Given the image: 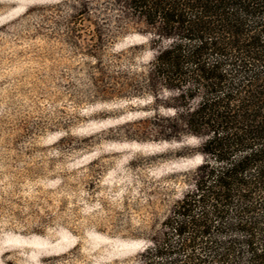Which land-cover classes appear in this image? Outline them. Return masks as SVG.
Masks as SVG:
<instances>
[{"label":"rangeland","instance_id":"rangeland-1","mask_svg":"<svg viewBox=\"0 0 264 264\" xmlns=\"http://www.w3.org/2000/svg\"><path fill=\"white\" fill-rule=\"evenodd\" d=\"M82 2L0 0V264H140L202 162L194 137L139 134L154 111L129 82L151 51L116 6L93 18L101 47L66 43Z\"/></svg>","mask_w":264,"mask_h":264},{"label":"trees","instance_id":"trees-1","mask_svg":"<svg viewBox=\"0 0 264 264\" xmlns=\"http://www.w3.org/2000/svg\"><path fill=\"white\" fill-rule=\"evenodd\" d=\"M104 4L120 12L117 33L148 39L151 59L129 82L154 111L139 134L194 137L184 150L202 157L140 264H264V0H83L64 24L66 43L101 47L93 18Z\"/></svg>","mask_w":264,"mask_h":264}]
</instances>
